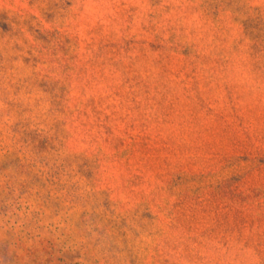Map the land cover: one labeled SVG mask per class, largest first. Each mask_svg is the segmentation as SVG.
I'll return each instance as SVG.
<instances>
[{
    "label": "rangeland",
    "instance_id": "1",
    "mask_svg": "<svg viewBox=\"0 0 264 264\" xmlns=\"http://www.w3.org/2000/svg\"><path fill=\"white\" fill-rule=\"evenodd\" d=\"M0 264H264V0H0Z\"/></svg>",
    "mask_w": 264,
    "mask_h": 264
}]
</instances>
